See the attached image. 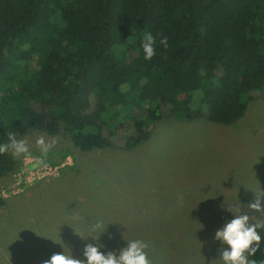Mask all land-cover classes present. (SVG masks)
<instances>
[{
    "label": "trees",
    "instance_id": "trees-1",
    "mask_svg": "<svg viewBox=\"0 0 264 264\" xmlns=\"http://www.w3.org/2000/svg\"><path fill=\"white\" fill-rule=\"evenodd\" d=\"M146 31L157 40L150 61ZM261 99L264 0H0V144L38 132L84 153L130 150L163 118L230 126ZM17 170L0 154V179ZM153 234L102 252L141 239L157 264L168 234ZM31 252L15 247L14 264H40Z\"/></svg>",
    "mask_w": 264,
    "mask_h": 264
},
{
    "label": "rangeland",
    "instance_id": "rangeland-1",
    "mask_svg": "<svg viewBox=\"0 0 264 264\" xmlns=\"http://www.w3.org/2000/svg\"><path fill=\"white\" fill-rule=\"evenodd\" d=\"M40 135L54 138L38 132L18 137L27 138L31 155L9 151L18 170L0 179V264H14L13 250L21 245L40 264L63 252L83 260L89 243L103 251L115 239L147 230L157 240L168 234L157 264H212L227 248L215 232L234 219L221 205L240 201L247 211L264 192V99L230 126L163 118L130 150L84 153L57 136L46 159L53 162L50 171L38 164ZM97 222L103 228L94 231ZM260 235L257 260L264 256Z\"/></svg>",
    "mask_w": 264,
    "mask_h": 264
},
{
    "label": "clouds",
    "instance_id": "clouds-1",
    "mask_svg": "<svg viewBox=\"0 0 264 264\" xmlns=\"http://www.w3.org/2000/svg\"><path fill=\"white\" fill-rule=\"evenodd\" d=\"M159 43L167 47V37L161 35ZM156 45V38L151 32L146 31L142 43L145 60L150 61L154 58ZM17 136L16 132L7 133L9 143L0 144V154L11 151L17 157L31 155L27 138L18 139ZM57 143L58 138L55 137L48 139L44 135H40L36 139V146L41 153L38 164L43 167L48 166L47 156ZM221 208L232 213L234 219L226 221L223 227L215 232V239L222 245H227V248L222 247L219 250L221 258L214 260L212 264H216V261H220L221 264H264V261L254 259L261 248L260 232L264 231V219L249 215V212L264 214V192L256 193L254 201L246 206L247 211H242L240 201L230 205H221ZM102 228V222L93 225L94 231ZM126 242L127 246L118 253L109 251L104 254L100 250L103 245L95 246L89 243L84 248L85 259L83 260L63 252L52 254L50 259L44 260L42 264H153L146 251L149 247L147 242L141 239L126 240Z\"/></svg>",
    "mask_w": 264,
    "mask_h": 264
},
{
    "label": "built area",
    "instance_id": "built-area-1",
    "mask_svg": "<svg viewBox=\"0 0 264 264\" xmlns=\"http://www.w3.org/2000/svg\"><path fill=\"white\" fill-rule=\"evenodd\" d=\"M43 170H44V171H50L51 168H50V167H44Z\"/></svg>",
    "mask_w": 264,
    "mask_h": 264
}]
</instances>
